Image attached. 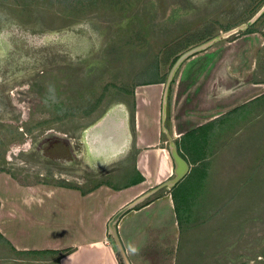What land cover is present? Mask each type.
Returning <instances> with one entry per match:
<instances>
[{"label": "rangeland", "instance_id": "374dc122", "mask_svg": "<svg viewBox=\"0 0 264 264\" xmlns=\"http://www.w3.org/2000/svg\"><path fill=\"white\" fill-rule=\"evenodd\" d=\"M137 96L167 136L219 117L181 139L198 163L173 190L176 264H264V0H0L3 204L118 184L107 116L128 112L130 136Z\"/></svg>", "mask_w": 264, "mask_h": 264}, {"label": "crops", "instance_id": "0c3cea01", "mask_svg": "<svg viewBox=\"0 0 264 264\" xmlns=\"http://www.w3.org/2000/svg\"><path fill=\"white\" fill-rule=\"evenodd\" d=\"M163 82L159 79L138 85ZM134 100L138 102L131 110L135 128L131 129L134 132L130 136L134 137L127 133L128 112H109L107 116L108 125L112 128L109 129L110 138L116 142L123 141L127 146L124 155L118 157L119 166L125 167L114 175L118 184H98L84 193L75 188L61 191L46 189L38 195L14 190L7 206L0 199V240L5 244L0 260L4 264H176L175 245L185 228L180 229L179 226L181 221L173 190L179 182L196 175L197 170L194 169L198 163V160H192L191 147L184 146L181 139L186 132H192L219 117L210 116L190 130L180 131L172 125L175 130H171L170 137L166 134L163 118L157 125L159 111L157 114L149 109L146 101L140 106L138 96ZM154 102L156 100L150 104ZM162 135H165L164 138ZM211 139L208 141L214 144V138ZM171 141H175L174 146H170ZM212 143L209 144L213 147ZM172 147L189 166L185 176L174 185L169 184L175 170ZM130 167L127 171L126 168ZM130 172L137 176L123 184L122 176ZM102 186L107 190L111 187L118 194L114 192L109 197L108 191L101 193ZM158 190L163 191L151 200L150 197ZM131 203L115 225L123 250V256L118 259L107 224L115 212ZM186 219L183 222H189L191 218L186 216ZM154 248L164 249V263L160 256L147 255L149 250L154 252Z\"/></svg>", "mask_w": 264, "mask_h": 264}, {"label": "water", "instance_id": "95a60500", "mask_svg": "<svg viewBox=\"0 0 264 264\" xmlns=\"http://www.w3.org/2000/svg\"><path fill=\"white\" fill-rule=\"evenodd\" d=\"M171 155L172 158L174 160L175 163V170H174V178L169 182L170 185H174L176 182H178L180 179H182L186 172L188 171V162L186 161V159H184L179 152L176 150L175 147L171 148ZM132 205L129 204L127 206H124L123 208H121L120 210H118L117 212H115L110 220L108 221V230H109V234L112 236L113 240L115 241V243L117 244L118 248H119V253L123 256V250L121 248V244L119 242L118 236H117V230L115 228V225L117 223V221L119 220L120 216L126 211V209H128L130 206Z\"/></svg>", "mask_w": 264, "mask_h": 264}, {"label": "trees", "instance_id": "16d2710c", "mask_svg": "<svg viewBox=\"0 0 264 264\" xmlns=\"http://www.w3.org/2000/svg\"><path fill=\"white\" fill-rule=\"evenodd\" d=\"M146 83H149V82H144V83H141V84H146ZM174 199H175V197H174ZM182 222V221H181Z\"/></svg>", "mask_w": 264, "mask_h": 264}, {"label": "bare ground", "instance_id": "6f19581e", "mask_svg": "<svg viewBox=\"0 0 264 264\" xmlns=\"http://www.w3.org/2000/svg\"><path fill=\"white\" fill-rule=\"evenodd\" d=\"M110 138V137H109Z\"/></svg>", "mask_w": 264, "mask_h": 264}]
</instances>
